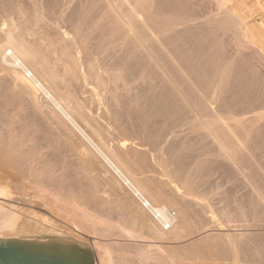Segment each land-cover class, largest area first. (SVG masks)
I'll list each match as a JSON object with an SVG mask.
<instances>
[{
	"label": "bare ground",
	"instance_id": "obj_1",
	"mask_svg": "<svg viewBox=\"0 0 264 264\" xmlns=\"http://www.w3.org/2000/svg\"><path fill=\"white\" fill-rule=\"evenodd\" d=\"M214 1L0 0V198L70 227L2 202L0 239L67 238L95 264H264V34ZM192 229L207 251L180 255Z\"/></svg>",
	"mask_w": 264,
	"mask_h": 264
},
{
	"label": "rangeland",
	"instance_id": "obj_2",
	"mask_svg": "<svg viewBox=\"0 0 264 264\" xmlns=\"http://www.w3.org/2000/svg\"><path fill=\"white\" fill-rule=\"evenodd\" d=\"M212 3L215 4V1L212 0ZM214 4H212V5H214ZM228 6L232 7V8L234 7L236 10L239 9L241 11V13H243L247 17L246 21L248 22V27L252 31H254V32L255 31H261L264 34V0H230V3L228 4ZM214 7H215V5H214ZM0 16H1V14H0ZM51 20H50L49 23L54 21V20H52V21ZM263 46H264V43H263ZM76 134L79 136L78 132H76ZM76 134H75V139L79 143H84V144L87 145L86 141L83 140V139H80V137H78ZM93 140L96 141L97 139L93 138ZM207 148L209 149V151L212 154V145L207 146ZM193 152H194V155H195L194 163L197 160L203 159V158L206 157L204 155L203 156L200 155L201 149L198 146H195V148H193ZM99 165L100 164L98 163V166ZM144 171H146V173ZM148 172H149V170L147 171V169L141 171L140 175H139V178H143L144 179L145 177L152 175L151 173H148ZM208 178H209V181H208L209 183L208 182H206V183L210 184V181H212V172L209 174ZM204 184H205V182L200 185L201 186L200 187L201 195L199 193L200 197L202 196L201 197L202 199H205L206 201H208V203L211 204L212 206L214 205V207H215V208L213 207L214 209L224 210L225 212L228 211L227 213H229V215H231V216L235 215L236 211H235V207L233 205V197H231L232 200H230V197L227 198L229 200H225V198H223V199L219 198L218 195H215V196L213 195L212 196V193H209L208 191L207 192L205 191V189H207V187H206V185L204 186ZM202 185H203V187H202ZM101 189L105 190L102 186H101ZM204 192H206L207 194H203ZM107 195H109L108 192H106L104 194H100L98 196H107ZM238 196H236L237 198H235V197L234 198L238 199L240 197V196L239 197ZM15 199H18V201L14 202ZM231 201H232V203H230ZM2 202L6 203V204L14 203L15 205L20 206V207L24 208L25 210L26 209L34 210L36 212V216H35L36 219L38 218V221H40L42 223H47V224L53 225L55 227H60V226L68 227L66 224H64L63 220H61L60 218L56 217L55 214L57 213V211H56L55 208L50 206L49 208H52V211H50L49 208L44 207L43 202L40 201V200H36V199H33L32 197H27V196L18 194L17 192H13L9 198H6V199L0 198V203H2ZM225 207H226L227 211L224 209ZM169 208L171 210L173 209L175 211L177 207L175 205H169ZM113 218L114 219H119V217H117L115 215H114ZM219 218H221V217H219ZM248 220H249V223H247V225H252V221H251L252 219H250V217H249ZM219 222L221 223V221H219ZM241 224L242 223H231V224L228 225L231 229L228 228L227 226H225L227 224H223V225L221 224L220 225V228H221V232L220 233L226 234V232L229 229H230L229 232L231 231L234 234L237 233V232H242L241 230H243V229L238 227ZM189 225H194V223L192 221H190ZM235 225L238 228L235 229L233 227ZM261 225L262 226L259 227L258 229L260 230V232L262 234H264V223L261 224ZM210 226H212V225H210V224L207 225V228H205V229H207L206 231H208V228ZM69 228L70 227H68V230H70ZM209 229H212V228L210 227ZM200 233H202V232H196L195 229H192L191 230V235H189V237L180 240L179 244L178 243L177 244H173V246L180 247L178 253L180 255H182L183 251L181 250V247L187 245L188 243L194 242V245L192 247L193 250L204 253V252L207 251V247H206V244L204 242H199L198 241V238L203 237L202 234H201L200 237H197V235H199ZM78 235L81 236L82 238H84L85 240H87L88 242L92 241L90 236L86 235L85 233L78 234ZM165 246H171V245H167L166 244ZM256 247L258 248V251H259V253L257 255L259 256V258L264 259V238H260L259 239V242L256 244ZM262 261L261 262L264 263V260H262Z\"/></svg>",
	"mask_w": 264,
	"mask_h": 264
},
{
	"label": "water",
	"instance_id": "obj_3",
	"mask_svg": "<svg viewBox=\"0 0 264 264\" xmlns=\"http://www.w3.org/2000/svg\"><path fill=\"white\" fill-rule=\"evenodd\" d=\"M0 264H95L85 244L56 237L0 239Z\"/></svg>",
	"mask_w": 264,
	"mask_h": 264
},
{
	"label": "built area",
	"instance_id": "obj_4",
	"mask_svg": "<svg viewBox=\"0 0 264 264\" xmlns=\"http://www.w3.org/2000/svg\"><path fill=\"white\" fill-rule=\"evenodd\" d=\"M144 206V205H143Z\"/></svg>",
	"mask_w": 264,
	"mask_h": 264
}]
</instances>
